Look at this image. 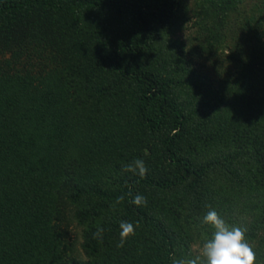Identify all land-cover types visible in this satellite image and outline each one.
<instances>
[{"label":"trees","instance_id":"trees-1","mask_svg":"<svg viewBox=\"0 0 264 264\" xmlns=\"http://www.w3.org/2000/svg\"><path fill=\"white\" fill-rule=\"evenodd\" d=\"M243 2L0 0V264H172L209 210L264 264V0Z\"/></svg>","mask_w":264,"mask_h":264},{"label":"clouds","instance_id":"clouds-1","mask_svg":"<svg viewBox=\"0 0 264 264\" xmlns=\"http://www.w3.org/2000/svg\"><path fill=\"white\" fill-rule=\"evenodd\" d=\"M124 171L137 174L141 179L146 177L148 169L141 159L126 165ZM131 195V193H129ZM124 197H118L116 204L122 203ZM136 206L146 204V199L136 194L132 201ZM203 223L213 229L210 238L203 243L198 254L173 259L172 264H256V254L246 239L247 229L232 226L225 222L215 210H209L203 218ZM118 248H123L129 238L135 235V226L131 222L121 221ZM103 229L98 227L94 238L102 240ZM203 257V259H202Z\"/></svg>","mask_w":264,"mask_h":264},{"label":"rangeland","instance_id":"rangeland-1","mask_svg":"<svg viewBox=\"0 0 264 264\" xmlns=\"http://www.w3.org/2000/svg\"><path fill=\"white\" fill-rule=\"evenodd\" d=\"M189 2H191V1H189ZM254 2H255V0H244V2H243L244 6H242V7L247 8L248 4L250 5ZM191 6H192V4L189 3L190 9L192 8ZM192 23H193V21H192ZM189 26H190V24H189ZM189 26H187V28L183 29L181 32L176 33L174 36V37L178 38L179 40H182L186 44L187 49H189L187 42L190 41V43L193 44L194 43L193 37L196 36L195 28L194 27L189 28ZM193 60H194L193 61L194 65L199 66L201 71L204 74H206L207 76H209L211 79H216L217 76L222 77L221 69H219V67H216V65L213 66V65H210L209 62H203L202 59L198 58V57H195ZM74 241H75V248L77 251H79L80 250L79 249V243H80L79 237L76 236ZM199 252H200V250L197 249L195 245L191 246V253L192 254H197Z\"/></svg>","mask_w":264,"mask_h":264}]
</instances>
